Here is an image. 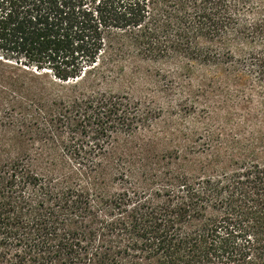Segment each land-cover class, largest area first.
<instances>
[{
    "label": "trees",
    "instance_id": "1",
    "mask_svg": "<svg viewBox=\"0 0 264 264\" xmlns=\"http://www.w3.org/2000/svg\"><path fill=\"white\" fill-rule=\"evenodd\" d=\"M0 66L47 85L56 150L78 117L93 157L76 165L95 171L115 138L158 119L108 83L167 84L197 66L264 101V0H0ZM169 143L95 193L0 149V264H264V127Z\"/></svg>",
    "mask_w": 264,
    "mask_h": 264
},
{
    "label": "rangeland",
    "instance_id": "2",
    "mask_svg": "<svg viewBox=\"0 0 264 264\" xmlns=\"http://www.w3.org/2000/svg\"><path fill=\"white\" fill-rule=\"evenodd\" d=\"M191 70L186 79L171 78L167 84L140 76L134 81L118 79L103 86L107 92L127 95L143 109L156 111L158 119L150 130L115 138L108 153L99 158V168L91 171L76 165L77 161L93 157L85 153L87 130L78 117L72 116L71 123L62 130L67 150L64 152L62 147L56 150L53 133L46 130L45 124L52 113L47 85L34 83L24 70L0 66V149L9 151L10 157L16 156L17 151L30 153L28 158L33 159L35 170L44 175L58 172L59 177H70L73 185L79 183L83 190L95 193L112 186L120 166L127 169L129 178L135 179L166 148H175L169 141L179 133L247 136L264 127V101L249 81L235 80L223 70L197 66ZM27 105L30 109L24 114L19 107ZM22 121L24 126L19 125ZM50 162L53 164L49 165Z\"/></svg>",
    "mask_w": 264,
    "mask_h": 264
}]
</instances>
